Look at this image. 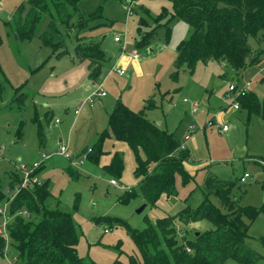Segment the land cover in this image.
Wrapping results in <instances>:
<instances>
[{
  "label": "rangeland",
  "instance_id": "obj_1",
  "mask_svg": "<svg viewBox=\"0 0 264 264\" xmlns=\"http://www.w3.org/2000/svg\"><path fill=\"white\" fill-rule=\"evenodd\" d=\"M127 1L84 3L90 12L100 9L101 26L85 33L83 44L98 45L105 52L97 82H103L106 96L75 116L74 111L91 92L86 88L94 83L89 79L88 63L76 59L75 32L65 37L66 49L60 54L41 43L40 35L49 31L47 18L33 38L19 39L8 22L18 7L23 22L28 10L26 0H0L1 185L9 186L15 165H30L41 154L55 151L58 138L68 142L74 155L82 156L93 149L120 102L132 111L144 110L149 120L173 133L181 143L188 126H194L185 142L191 161L184 163L194 179L184 188L176 177L177 197L162 199L156 207L146 206L138 213L145 204L141 198L120 201L134 184L135 159L125 143L121 146L127 151L120 150L124 170L120 178L113 179L121 188L108 183L113 177L99 164L84 160L70 169L62 158H52L40 175L55 198L46 204L51 208L59 201L62 209L72 212L78 256L96 264H113L117 259L128 264L131 256L140 259L128 229L141 230L154 225L165 213L175 214L186 198L190 206H199L203 179L210 172L235 183L232 197L240 199L242 206L262 208L249 226L246 245L257 255L254 264H264V166L259 164L264 160V121L248 115L240 105L239 110L231 108L224 93L236 79L221 63H199L192 72L186 66H175L176 48L191 37L193 30L186 22L172 18V0H129L131 6ZM63 34L60 29L54 41L59 42ZM115 36L121 41L114 42ZM249 43L257 48L253 40ZM261 50V62L239 78L242 83H250L249 90L259 99L264 98V73L259 72L264 65V43ZM131 53L137 55L136 59L129 58ZM115 63L124 74L114 71ZM148 105L151 109L145 110ZM222 124L227 126L226 132L221 130ZM245 173L249 178L242 183L240 177ZM195 225L197 229L190 227L184 238L193 240L195 230L211 227L205 221ZM4 251L0 264L15 263L16 250L10 238ZM224 264L238 263L227 260Z\"/></svg>",
  "mask_w": 264,
  "mask_h": 264
},
{
  "label": "trees",
  "instance_id": "obj_2",
  "mask_svg": "<svg viewBox=\"0 0 264 264\" xmlns=\"http://www.w3.org/2000/svg\"><path fill=\"white\" fill-rule=\"evenodd\" d=\"M86 1L26 0L28 10L23 22L21 7H18L8 24L13 26L19 39H31L47 18L49 31L40 35V40L58 54L66 49L65 37L75 32L76 59L88 63L89 79L95 83L105 52L98 45L86 46L83 40L85 33L101 26L98 23L101 15L100 9L92 12L86 9ZM172 18L186 22L193 30L191 37L176 48L177 68L186 66L192 72L199 63L219 62L230 70L232 79H236L233 82H240L239 78L262 60L264 0H172ZM60 29L64 34L55 42ZM250 40L257 48L250 45ZM238 103L248 115L259 116L264 121V98L259 99L249 90ZM148 109L150 105L145 107ZM109 139L125 143L135 159L136 185L123 193L122 203L141 198L147 206L156 207L162 199L177 197L176 177L184 188L194 179L184 167V163L191 161L190 151L179 150L181 142L175 135L149 120L144 110L135 112L117 102L108 117L107 128L87 154L90 163L99 164L105 154L104 143ZM69 168L72 167L69 165ZM103 170L111 179L120 178L124 170L123 155L115 152ZM12 177L10 187L19 182L15 172ZM234 185L208 172L203 179V201L199 206H190L186 198L184 206L175 214L165 213L154 225L148 224L141 230L128 229L140 254V259L131 256L128 264H224L227 260L254 264L257 255L246 245V240L249 226L262 208L242 206L240 199L232 197ZM3 188L0 182V206L8 200ZM53 199L46 182L22 190L10 203L11 221L7 230L16 250L13 264H96L78 256L72 212L62 209L59 201L48 207L46 202ZM21 210L28 213L26 219L17 215ZM204 221L211 225L209 229L195 230L193 240L184 238L190 227ZM5 244L0 236L2 257ZM113 264L123 263L117 259Z\"/></svg>",
  "mask_w": 264,
  "mask_h": 264
},
{
  "label": "built area",
  "instance_id": "obj_3",
  "mask_svg": "<svg viewBox=\"0 0 264 264\" xmlns=\"http://www.w3.org/2000/svg\"><path fill=\"white\" fill-rule=\"evenodd\" d=\"M127 3L131 6V2L128 0ZM114 42H120V36L114 37ZM137 55L135 53H131L129 55L130 59H136ZM114 71L119 74H124L122 69H119V66L116 63L112 66ZM260 73H264V67L259 70ZM91 92L89 95L81 102L80 106L74 111L75 115H78L81 109H84L88 106H92L97 97H104L105 93L102 90L103 82L92 83ZM250 83H242L233 82L229 83L227 89L224 93V98L231 101V108L233 110L239 109L238 100L240 97L246 95L249 91ZM193 109H196V104H193ZM211 123H208L207 126H210ZM221 130L226 132L228 130L225 124L221 125ZM194 126H188V133L184 137V142H182L179 146V150H184L186 148L185 142L189 139L190 134L192 133ZM91 150L86 151L82 156L74 155L70 152L68 142H61L56 149V151L52 154H41L39 160L37 162H33L30 165L19 164L14 166V172L17 175L19 182L15 183L12 187L6 186L3 188V194L8 197V200L5 201L4 204L0 206V236L5 239L7 244V240L9 238V233L7 230L8 225L10 224L11 218L8 216L9 205L16 198V196L25 189H32L36 186L42 185V179L40 177L41 166L48 160L53 157H59L65 160L71 167H79L83 164L84 160H87V154L90 153ZM259 164L264 166V160L259 161ZM249 178L248 174H243L240 177V182H245L246 179ZM109 184L114 187H119L117 182L113 179L109 180ZM121 188V187H119ZM22 217H28V213L25 210H21L17 213ZM6 252H3L5 255Z\"/></svg>",
  "mask_w": 264,
  "mask_h": 264
},
{
  "label": "crops",
  "instance_id": "obj_4",
  "mask_svg": "<svg viewBox=\"0 0 264 264\" xmlns=\"http://www.w3.org/2000/svg\"><path fill=\"white\" fill-rule=\"evenodd\" d=\"M91 85H89L87 88H86V90L88 91H90V89H91ZM89 95V93L87 94V96ZM86 96V97H87ZM106 96V95H105ZM104 96V97H105ZM104 97H97L96 99H95V102L97 101V100H99V99H101V98H104ZM87 108V107H86ZM75 114V113H74ZM76 116V115H75ZM61 142H64V141H62L61 139H59L58 138V141H57V144L59 145ZM123 142H118V141H114V140H112V139H109V140H107V141H105V143H104V151H105V154L104 155H106V157H104L103 159L104 160H102L101 161V159H100V162H99V165H100V167H101V169H103V167L104 166H106V165H108L109 163H110V161H111V158H112V156H113V154L115 153V152H118V153H121L122 154V152H120V150H126V148L128 149V151H129V153H130V155L132 156V154H131V152H130V150H129V148H128V146L126 145L125 147L126 148H124V146H121V144H122ZM124 144V143H123ZM57 145V146H58ZM186 148L189 150V147L188 146H186ZM70 150V149H69ZM56 151V150H55ZM55 151H52V153H54ZM127 151V150H126ZM190 151V150H189ZM71 152V151H70ZM52 153H47V154H52ZM73 154V153H72ZM79 155V154H78ZM123 155V154H122ZM54 158V157H53ZM57 158H59V157H57ZM123 158H124V155H123ZM52 159V158H51ZM50 159V160H51ZM49 161V160H48ZM48 161H46V162H48ZM46 162L41 166V172H40V175L44 172V170H45V164H46ZM69 166V165H68ZM133 167H135V164L133 165ZM43 169V170H42ZM42 179V178H41ZM134 180V184H133V187L136 185V180L135 179H133ZM108 183H109V181H108Z\"/></svg>",
  "mask_w": 264,
  "mask_h": 264
},
{
  "label": "water",
  "instance_id": "obj_5",
  "mask_svg": "<svg viewBox=\"0 0 264 264\" xmlns=\"http://www.w3.org/2000/svg\"><path fill=\"white\" fill-rule=\"evenodd\" d=\"M156 125H158V126H159L160 124H159V123H156ZM146 206H147V204H146V203H145V204H143V205H142V207H141L139 210H137V212H138V213L142 212V211H143V209H144Z\"/></svg>",
  "mask_w": 264,
  "mask_h": 264
}]
</instances>
